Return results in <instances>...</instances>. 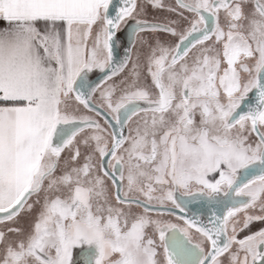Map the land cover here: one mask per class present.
I'll return each mask as SVG.
<instances>
[{"label":"snow or ice","instance_id":"1","mask_svg":"<svg viewBox=\"0 0 264 264\" xmlns=\"http://www.w3.org/2000/svg\"><path fill=\"white\" fill-rule=\"evenodd\" d=\"M0 21V264H264V0Z\"/></svg>","mask_w":264,"mask_h":264},{"label":"crops","instance_id":"2","mask_svg":"<svg viewBox=\"0 0 264 264\" xmlns=\"http://www.w3.org/2000/svg\"><path fill=\"white\" fill-rule=\"evenodd\" d=\"M5 25H4V22L3 21H0V28H3Z\"/></svg>","mask_w":264,"mask_h":264},{"label":"flooded vegetation","instance_id":"3","mask_svg":"<svg viewBox=\"0 0 264 264\" xmlns=\"http://www.w3.org/2000/svg\"><path fill=\"white\" fill-rule=\"evenodd\" d=\"M149 13H150V14H153L151 8H149ZM157 15H158V14H157ZM121 35H123V34H121ZM118 51H119V50H118ZM193 210H195V209H193Z\"/></svg>","mask_w":264,"mask_h":264},{"label":"rangeland","instance_id":"4","mask_svg":"<svg viewBox=\"0 0 264 264\" xmlns=\"http://www.w3.org/2000/svg\"><path fill=\"white\" fill-rule=\"evenodd\" d=\"M253 227L254 228H258V227H260V225L259 224H256V225H253Z\"/></svg>","mask_w":264,"mask_h":264},{"label":"water","instance_id":"5","mask_svg":"<svg viewBox=\"0 0 264 264\" xmlns=\"http://www.w3.org/2000/svg\"><path fill=\"white\" fill-rule=\"evenodd\" d=\"M119 58V57H118Z\"/></svg>","mask_w":264,"mask_h":264}]
</instances>
